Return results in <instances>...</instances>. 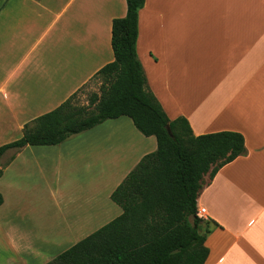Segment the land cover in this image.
<instances>
[{"label": "crops", "instance_id": "obj_1", "mask_svg": "<svg viewBox=\"0 0 264 264\" xmlns=\"http://www.w3.org/2000/svg\"><path fill=\"white\" fill-rule=\"evenodd\" d=\"M126 0H0V146L79 91L114 57ZM137 52L170 119L234 131L247 153L197 199L218 225L205 264H264V0H146ZM157 149L129 116L0 158V264H46L122 214L111 195ZM203 224V228L205 227Z\"/></svg>", "mask_w": 264, "mask_h": 264}, {"label": "trees", "instance_id": "obj_2", "mask_svg": "<svg viewBox=\"0 0 264 264\" xmlns=\"http://www.w3.org/2000/svg\"><path fill=\"white\" fill-rule=\"evenodd\" d=\"M126 1V16L112 23L115 59L91 78L102 77L100 94L92 96L89 106H75V92L26 123L21 138L0 146L1 158L9 149L56 145L120 116H129L143 135L156 137L157 149L111 195L122 214L46 264H205L210 253L206 238L218 224L198 215L197 199L223 166L247 153L239 132L195 135L186 118H169L137 52L139 12L146 0Z\"/></svg>", "mask_w": 264, "mask_h": 264}, {"label": "rangeland", "instance_id": "obj_3", "mask_svg": "<svg viewBox=\"0 0 264 264\" xmlns=\"http://www.w3.org/2000/svg\"><path fill=\"white\" fill-rule=\"evenodd\" d=\"M102 83L103 79L101 76H96L91 79L85 86L79 89L76 96L73 98V104L75 106H89V102L92 96L95 94H100ZM205 179L208 181L209 177L206 176Z\"/></svg>", "mask_w": 264, "mask_h": 264}, {"label": "built area", "instance_id": "obj_4", "mask_svg": "<svg viewBox=\"0 0 264 264\" xmlns=\"http://www.w3.org/2000/svg\"><path fill=\"white\" fill-rule=\"evenodd\" d=\"M206 211V209L205 208H201L199 211H198V215L200 216L201 215V213H204Z\"/></svg>", "mask_w": 264, "mask_h": 264}, {"label": "water", "instance_id": "obj_5", "mask_svg": "<svg viewBox=\"0 0 264 264\" xmlns=\"http://www.w3.org/2000/svg\"><path fill=\"white\" fill-rule=\"evenodd\" d=\"M168 130H169V133L172 134L170 128H168Z\"/></svg>", "mask_w": 264, "mask_h": 264}]
</instances>
